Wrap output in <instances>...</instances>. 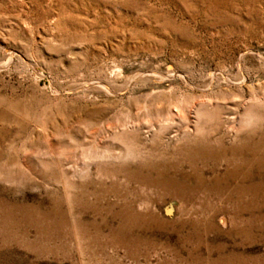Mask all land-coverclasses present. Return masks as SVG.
Listing matches in <instances>:
<instances>
[{
	"label": "rangeland",
	"instance_id": "1",
	"mask_svg": "<svg viewBox=\"0 0 264 264\" xmlns=\"http://www.w3.org/2000/svg\"><path fill=\"white\" fill-rule=\"evenodd\" d=\"M0 264H264V0H0Z\"/></svg>",
	"mask_w": 264,
	"mask_h": 264
}]
</instances>
